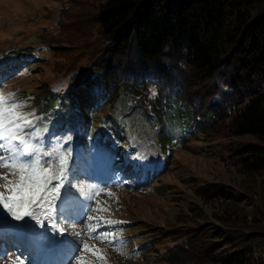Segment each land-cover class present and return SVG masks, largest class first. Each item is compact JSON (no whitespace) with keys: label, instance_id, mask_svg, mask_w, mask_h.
<instances>
[{"label":"rangeland","instance_id":"rangeland-1","mask_svg":"<svg viewBox=\"0 0 264 264\" xmlns=\"http://www.w3.org/2000/svg\"><path fill=\"white\" fill-rule=\"evenodd\" d=\"M99 2L0 0V127L23 129L5 141L11 151L3 155L15 169L0 167V264H169L165 255L187 222L221 226L223 208L242 221L264 210V173L248 174L212 139L157 135V123L139 105L126 108L131 101L122 91L113 114L100 113L101 123L86 127L104 98L97 86L73 81L69 70L88 71L99 57ZM68 41L85 49L58 46ZM29 64L33 70L25 71ZM49 97L61 109L44 105ZM99 139L122 159L110 174L95 163L92 144ZM21 140L29 142L31 158L17 151ZM57 183L60 197L52 190ZM21 188L25 203L13 211L32 214L26 217L32 231L4 207ZM215 188L244 198L207 200L204 193ZM52 240L60 248L48 253Z\"/></svg>","mask_w":264,"mask_h":264},{"label":"trees","instance_id":"trees-1","mask_svg":"<svg viewBox=\"0 0 264 264\" xmlns=\"http://www.w3.org/2000/svg\"><path fill=\"white\" fill-rule=\"evenodd\" d=\"M99 1V57L88 71L73 76L74 69L69 70L73 81L97 86L98 97L104 98L103 106L87 117V128L101 123L98 114H113L122 91L131 101L126 108L139 105L157 123V135L171 133L181 142L188 136L212 139L248 174L264 173V0ZM58 46L85 49L72 41ZM58 102L49 97L44 105L61 108ZM93 103L87 97L85 105ZM110 118L105 121L116 122ZM101 141L92 150L96 163L110 174L122 159ZM120 174L115 172L116 181ZM204 195L212 201L244 198L225 188ZM222 210L221 226L187 222L164 261L264 264V210L250 221Z\"/></svg>","mask_w":264,"mask_h":264},{"label":"snow or ice","instance_id":"snow-or-ice-1","mask_svg":"<svg viewBox=\"0 0 264 264\" xmlns=\"http://www.w3.org/2000/svg\"><path fill=\"white\" fill-rule=\"evenodd\" d=\"M22 130H23L22 126L19 124L15 125V129L0 127V167H11L15 169L16 167L15 160H13V163L10 165L8 162V158L4 157L3 155L5 151H11L10 147L6 145L5 141H8L10 144L12 141L16 140L17 136ZM28 135H32V133L29 132ZM19 143L21 145V149L17 150L19 151V154L31 158L32 153L28 151L29 142L27 140H21L19 141ZM13 155H15V153H13ZM36 160L37 163H39V157H37ZM21 167H23V165H21ZM4 179H7V177L5 176ZM5 187H8V185L6 184ZM61 187H63V185L59 183L52 185V190L56 192L57 197L63 195V193L60 192ZM0 196H2V194H0ZM15 196L16 198L10 197L9 199L12 201V203L11 204L6 203L4 204V207L7 208L8 212L11 213V217L15 221L20 222L21 229L26 231L34 230L35 225H33L30 222V219L26 218V217H30L32 215L31 213H25L21 215L18 212L13 211V207H12L13 204L23 205L25 203L26 194L24 193L23 189L21 188L20 191L16 192ZM3 210H4L3 208H0V213H2ZM5 219H7V217H5ZM42 227H47V226L43 225Z\"/></svg>","mask_w":264,"mask_h":264},{"label":"bare ground","instance_id":"bare-ground-1","mask_svg":"<svg viewBox=\"0 0 264 264\" xmlns=\"http://www.w3.org/2000/svg\"><path fill=\"white\" fill-rule=\"evenodd\" d=\"M42 221H44V220L42 219ZM56 242H57V241H56ZM48 243H50V242H48ZM35 246H36V244H35ZM57 247L60 248V244H56V243H54L53 240H52L51 243H50V245L44 247V250H46L48 253H50L51 250H54V249H55V251H56V248H57ZM61 248H62V246H61ZM46 261H47V260H46Z\"/></svg>","mask_w":264,"mask_h":264}]
</instances>
